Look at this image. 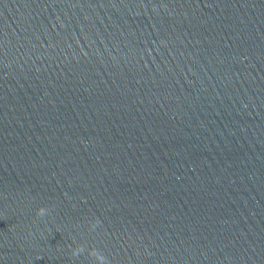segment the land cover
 I'll return each instance as SVG.
<instances>
[{
    "label": "water",
    "instance_id": "1",
    "mask_svg": "<svg viewBox=\"0 0 264 264\" xmlns=\"http://www.w3.org/2000/svg\"><path fill=\"white\" fill-rule=\"evenodd\" d=\"M209 264H264V93Z\"/></svg>",
    "mask_w": 264,
    "mask_h": 264
},
{
    "label": "clouds",
    "instance_id": "2",
    "mask_svg": "<svg viewBox=\"0 0 264 264\" xmlns=\"http://www.w3.org/2000/svg\"><path fill=\"white\" fill-rule=\"evenodd\" d=\"M45 210H46L45 208H40V209H38V210H37V215H39V216H43V215L45 214ZM83 251H84V246L81 245V246H79V247L73 249L72 254H73V256H77V255L81 254ZM95 254H96V250H95V249H93V250H91V251L89 252V255H90V256H94Z\"/></svg>",
    "mask_w": 264,
    "mask_h": 264
}]
</instances>
